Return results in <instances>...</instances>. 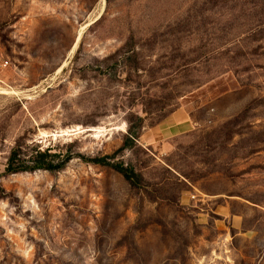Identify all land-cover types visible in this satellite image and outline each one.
<instances>
[{
    "label": "rangeland",
    "instance_id": "1",
    "mask_svg": "<svg viewBox=\"0 0 264 264\" xmlns=\"http://www.w3.org/2000/svg\"><path fill=\"white\" fill-rule=\"evenodd\" d=\"M0 264H264V0H0Z\"/></svg>",
    "mask_w": 264,
    "mask_h": 264
},
{
    "label": "trees",
    "instance_id": "2",
    "mask_svg": "<svg viewBox=\"0 0 264 264\" xmlns=\"http://www.w3.org/2000/svg\"><path fill=\"white\" fill-rule=\"evenodd\" d=\"M143 118H139L138 128L142 127ZM129 131L134 133V138L137 136L138 129H134L131 125ZM133 139L126 138L123 149L127 145H132ZM53 147L41 148L38 144H27L22 138L18 139L16 144L10 151L6 164V172L8 174L19 172H33L36 170H48L51 172L64 169L68 162L74 157L71 152L53 151ZM80 157L85 158L83 155ZM113 155H103L91 158V161L101 165H110L132 184L139 186L144 180L143 174L136 171L133 167H126L123 163H116L109 161Z\"/></svg>",
    "mask_w": 264,
    "mask_h": 264
},
{
    "label": "crops",
    "instance_id": "3",
    "mask_svg": "<svg viewBox=\"0 0 264 264\" xmlns=\"http://www.w3.org/2000/svg\"><path fill=\"white\" fill-rule=\"evenodd\" d=\"M191 126L192 124L187 119L186 114L178 112L167 126L152 128L144 133V138L150 143L164 141L170 136L189 130Z\"/></svg>",
    "mask_w": 264,
    "mask_h": 264
},
{
    "label": "bare ground",
    "instance_id": "4",
    "mask_svg": "<svg viewBox=\"0 0 264 264\" xmlns=\"http://www.w3.org/2000/svg\"><path fill=\"white\" fill-rule=\"evenodd\" d=\"M78 40V39H77ZM70 56V55H69ZM65 63V62H64Z\"/></svg>",
    "mask_w": 264,
    "mask_h": 264
}]
</instances>
